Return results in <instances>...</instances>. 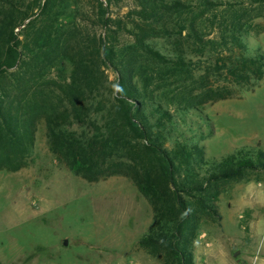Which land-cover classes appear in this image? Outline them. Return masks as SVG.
<instances>
[{
    "label": "trees",
    "instance_id": "obj_1",
    "mask_svg": "<svg viewBox=\"0 0 264 264\" xmlns=\"http://www.w3.org/2000/svg\"><path fill=\"white\" fill-rule=\"evenodd\" d=\"M121 6L122 0H0V171L26 165L44 123L50 151L74 174L88 182L123 175L147 199L152 224L139 246L162 264H194L201 220L220 218L219 184L264 171V149L240 147L211 161L196 145L168 149L134 79L144 76L148 94L147 73L159 67V79L179 82L178 102L197 110L233 92L219 84L194 93L195 84L204 86L212 70L236 85L260 80L264 52L246 56L242 34L251 21L229 7L212 11V0H133L120 16ZM208 28L216 30L210 38ZM121 35L130 45L120 53ZM164 37L173 57L150 43ZM205 54L213 67L197 75L193 58ZM65 61L69 76L55 77ZM157 108L170 117L161 103Z\"/></svg>",
    "mask_w": 264,
    "mask_h": 264
},
{
    "label": "rangeland",
    "instance_id": "obj_2",
    "mask_svg": "<svg viewBox=\"0 0 264 264\" xmlns=\"http://www.w3.org/2000/svg\"><path fill=\"white\" fill-rule=\"evenodd\" d=\"M212 1V11L229 7L241 13L242 21H251L242 34L246 56L264 52V9L256 8L260 1ZM132 7L133 0H122L117 12L121 16ZM215 31L204 33L210 38ZM150 43L162 54H176L168 37ZM117 45L122 52L130 40L121 35ZM193 60L197 75L213 67L208 54ZM154 67L153 75L147 73L148 94L144 76L134 81L147 103L145 113L168 149L177 143L196 145L209 161L240 147L259 144L264 149V75L236 85L212 70L204 86L195 84L200 90L194 93L219 84L229 85L233 93L194 110L178 102L179 82L159 79L161 68ZM105 72L115 78L112 69ZM69 73L65 61L53 75L63 79ZM158 103L170 117L162 118ZM219 188L220 218L201 220L193 242L194 264H264V171L220 183ZM151 224V206L128 178L112 175L88 182L74 174L50 151L44 123L37 126L26 165L0 171V264H162L137 244Z\"/></svg>",
    "mask_w": 264,
    "mask_h": 264
}]
</instances>
